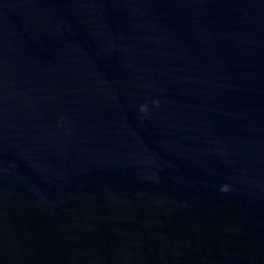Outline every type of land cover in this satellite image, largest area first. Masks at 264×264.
<instances>
[{
	"label": "water",
	"instance_id": "95a60500",
	"mask_svg": "<svg viewBox=\"0 0 264 264\" xmlns=\"http://www.w3.org/2000/svg\"><path fill=\"white\" fill-rule=\"evenodd\" d=\"M0 264H264V0H0Z\"/></svg>",
	"mask_w": 264,
	"mask_h": 264
},
{
	"label": "clouds",
	"instance_id": "9594fccd",
	"mask_svg": "<svg viewBox=\"0 0 264 264\" xmlns=\"http://www.w3.org/2000/svg\"><path fill=\"white\" fill-rule=\"evenodd\" d=\"M156 106H157V107L159 106V103H158V102H156ZM141 111H143V112H147V107H146V106H142V107H141ZM221 191L227 193V192L229 191L228 186H224V187H222Z\"/></svg>",
	"mask_w": 264,
	"mask_h": 264
}]
</instances>
